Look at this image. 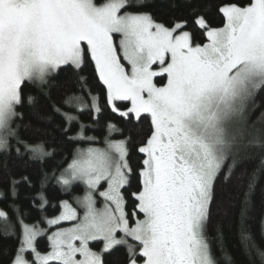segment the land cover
I'll return each instance as SVG.
<instances>
[{"label":"snow or ice","instance_id":"6c2138e0","mask_svg":"<svg viewBox=\"0 0 264 264\" xmlns=\"http://www.w3.org/2000/svg\"><path fill=\"white\" fill-rule=\"evenodd\" d=\"M152 8L149 0H0V239L14 241L3 249L7 264H110L117 252L120 264H238L223 243L232 223L248 264H264L252 228L264 156L236 175L250 150L264 151V113L252 118L264 90V0H225L220 27L195 6L191 19L170 21ZM62 72L67 86L54 101ZM24 108L33 110L28 120ZM105 108L128 123L150 121L134 192L131 135L111 121L104 147L88 135ZM53 134L88 146L48 168ZM221 176L235 178L231 190L218 191ZM53 179L68 193L83 184L84 194L76 207L65 199L59 215L29 222L20 190L43 212ZM259 223L264 237V202Z\"/></svg>","mask_w":264,"mask_h":264},{"label":"trees","instance_id":"16d2710c","mask_svg":"<svg viewBox=\"0 0 264 264\" xmlns=\"http://www.w3.org/2000/svg\"><path fill=\"white\" fill-rule=\"evenodd\" d=\"M97 2H101V0H97ZM149 2L153 5L151 11L156 15V17L162 21H170L173 18L186 16L191 19L189 16L190 9L195 6L198 7L201 11L205 12L210 24L213 27H220L223 25V17L220 13H218L217 8L225 2V0H149ZM188 30L194 31L197 38L203 40L204 37L201 34V30L197 29L195 25H192ZM86 75L88 73H85ZM69 74L66 72H62L59 74L58 79L56 81L57 87L52 90L53 100H59L62 92L67 86ZM92 87L95 89L94 94H99L101 96V106L103 107V86L99 84L97 80H93ZM26 92H33L31 86L26 88ZM34 94V92H33ZM256 110L253 113L252 118L255 120L261 113H264V90H259L256 95ZM40 109L48 110V101H41ZM25 113V119L28 120L32 114L33 110L24 108L21 109ZM81 119L85 123H92L91 118L87 112H85ZM111 121V123L116 124L120 129L123 130L124 135H131L132 143L129 145V162L133 168V175L131 177L130 186L128 188L129 192H134L139 187V177L138 170L141 166L140 162L143 159V154L139 153L137 148L139 146L140 141L148 134L149 132V120H144L143 122H131L128 123L122 118H120L117 114L112 113L109 109L105 108V111L100 115L99 122L92 125V130L88 132L89 136H94L96 138V144L94 146L104 147L105 138L108 137V130L106 128V124ZM123 136L119 134H113L110 139L118 140L122 139ZM49 143L55 149L57 155L53 158V160L49 161L47 167L48 168H57L59 165L66 166L67 162H70L72 158V154L76 150V148H85L88 146L86 143L73 144L69 142V140L61 136L59 134H53L50 136ZM261 156H264V151L260 149H252L249 152V156L246 159L245 163L242 166V169L236 171V175L240 174L241 170L252 171L255 168L259 167ZM32 175L35 178L38 175L36 169H33ZM235 178H233L232 184H227L223 176H221L218 180V191H228L231 190L233 185L235 184ZM84 185L76 184L73 187L71 193L65 192L62 190L61 186L56 183L53 179L49 182L48 185V199L49 206L43 211H39L37 207H33L29 200L31 197V190L21 189L20 199L18 201L24 213L27 214L29 222H37L42 221L43 217H51L53 215H58L61 211L60 209V201L69 200L70 203L76 207L74 197L82 196L84 194ZM256 208L257 211L254 214V220L252 223V228L254 232L255 242L264 247V237L261 235V228L259 223L260 218V210L261 204L264 202V175L259 178L258 187L256 190ZM4 203L0 202V207H3ZM135 200L130 196L128 197V209L132 210L134 207ZM222 218L219 215L214 213L213 222L221 220ZM42 226H45L42 224ZM14 241L12 240H3L0 239V264H7V256L3 254V249L6 247H11ZM224 246L231 252V254L235 257L238 264H248V260L244 257L241 248L240 241L237 235V228L234 223L227 224L225 226L224 231ZM41 247L43 248L46 244V240L41 238L40 241ZM217 256L222 258V253L217 250ZM122 257L121 252L114 253L111 256L106 257L107 260L110 261V264H120V259ZM256 264H259V260H256Z\"/></svg>","mask_w":264,"mask_h":264},{"label":"rangeland","instance_id":"374dc122","mask_svg":"<svg viewBox=\"0 0 264 264\" xmlns=\"http://www.w3.org/2000/svg\"><path fill=\"white\" fill-rule=\"evenodd\" d=\"M101 206H102V202H101L100 199L98 198L97 207H101ZM77 210H78V212H81V214H82V209L78 208ZM58 215H59V214H58ZM63 226H64V227H68V226H70V224H69V223H65Z\"/></svg>","mask_w":264,"mask_h":264}]
</instances>
